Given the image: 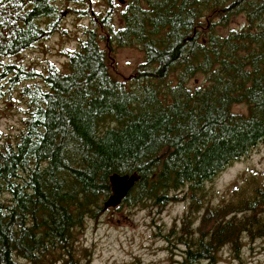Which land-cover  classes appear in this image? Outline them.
I'll return each mask as SVG.
<instances>
[{"label": "trees", "instance_id": "16d2710c", "mask_svg": "<svg viewBox=\"0 0 264 264\" xmlns=\"http://www.w3.org/2000/svg\"><path fill=\"white\" fill-rule=\"evenodd\" d=\"M114 7L103 17L90 0H0V79L26 104L23 129H0V264H89L78 235L114 173L139 177L128 205L161 214L188 200L179 228L161 233L181 264H216L225 246L238 259L244 238L264 241L263 181L221 204L207 191L264 144V0H129L117 31ZM65 13L92 24L66 70L8 64L63 32ZM131 43L143 62L117 79L114 47Z\"/></svg>", "mask_w": 264, "mask_h": 264}, {"label": "rangeland", "instance_id": "374dc122", "mask_svg": "<svg viewBox=\"0 0 264 264\" xmlns=\"http://www.w3.org/2000/svg\"><path fill=\"white\" fill-rule=\"evenodd\" d=\"M94 11L106 16L115 5L116 13L111 17L114 31L124 26L122 12L129 0H90ZM64 31L50 39L39 40L34 47L23 51L11 62L24 67L45 72L48 64L66 70V52L75 49L84 38V27L92 26L87 18L75 15L64 16ZM244 22L242 16L234 18L232 28ZM105 48V44H101ZM115 67L112 73L117 79L129 77L143 62L144 52L137 43L114 47ZM204 76L198 74L190 81L198 86L204 83ZM28 82H24L26 84ZM23 84V85H24ZM16 85L10 91L6 79H0V129L14 136L24 128L26 104ZM240 112H246L245 105L236 106ZM264 182V144L253 149L248 156L233 162L223 170L213 182L208 183V199L212 204H221L237 198L241 190L254 180ZM188 200H179L169 204L158 214L156 208L142 204L128 205L125 202L117 207L103 210L96 219L87 218L86 226L80 229L77 247L80 256L89 264H181V250L168 244L161 233L181 224L188 210ZM200 213L194 214L199 217ZM198 224L196 221L195 226ZM179 228V226H178ZM85 255V257L83 256ZM23 264H29L22 260ZM198 264H205L201 262ZM216 264H264V241L249 243L244 238V247L240 258H235L225 246L219 253Z\"/></svg>", "mask_w": 264, "mask_h": 264}, {"label": "water", "instance_id": "95a60500", "mask_svg": "<svg viewBox=\"0 0 264 264\" xmlns=\"http://www.w3.org/2000/svg\"><path fill=\"white\" fill-rule=\"evenodd\" d=\"M138 179L139 177L137 174H111L109 178L111 193L103 202L104 210L114 208L122 204L135 186Z\"/></svg>", "mask_w": 264, "mask_h": 264}]
</instances>
